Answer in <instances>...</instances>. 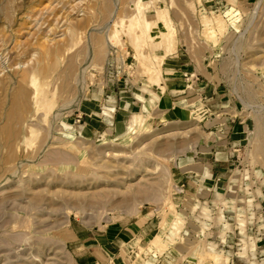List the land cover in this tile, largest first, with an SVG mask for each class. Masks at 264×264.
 I'll list each match as a JSON object with an SVG mask.
<instances>
[{
    "label": "rangeland",
    "instance_id": "1",
    "mask_svg": "<svg viewBox=\"0 0 264 264\" xmlns=\"http://www.w3.org/2000/svg\"><path fill=\"white\" fill-rule=\"evenodd\" d=\"M144 1L178 31L164 90L134 0H0V264H264V0Z\"/></svg>",
    "mask_w": 264,
    "mask_h": 264
},
{
    "label": "bare ground",
    "instance_id": "2",
    "mask_svg": "<svg viewBox=\"0 0 264 264\" xmlns=\"http://www.w3.org/2000/svg\"><path fill=\"white\" fill-rule=\"evenodd\" d=\"M157 0H153L152 3L156 2ZM155 4V3H154ZM153 5L154 7V14L156 15V18L153 20H149L147 18V12H148V8H150V5L146 4V2L144 0H134L133 3V12L131 13V16L129 17V19H122L120 23L119 27H127V30L129 31L130 34L135 33L134 36V41L136 44L137 50L142 54V49L143 46H145L146 44H151L153 46L156 47H161L166 53H163L161 55H152L153 57H149L146 56V54H142V56L144 55V57H141L140 55H137L138 57L140 56V59L143 58L141 61L142 64L144 63L146 65V69L148 68L149 72H151L150 77L152 75V81H154L156 84H159L163 90H164V83L162 81L163 75H164V66L166 64L167 61V54L171 51H173L176 47V41L175 38L178 34L177 28L175 27L174 23H173V19L172 16L169 12L168 9H165L163 7V5ZM151 5V8H153ZM172 6V5H171ZM105 10V9H104ZM110 10V9H109ZM113 11V10H112ZM205 11V10H204ZM207 11V10H206ZM107 12V10H106ZM105 12V13H106ZM203 13V12H202ZM109 14V13H108ZM206 14V13H205ZM149 15V14H148ZM151 15V14H150ZM51 16V15H50ZM154 16V15H153ZM203 16V15H202ZM57 17V16H56ZM106 17V16H105ZM120 17V16H119ZM104 18V17H103ZM108 18V17H107ZM223 26H225V22L220 21V20H216L215 23L213 22H207L206 23V33H208L210 36H214L217 34V32H219L218 29H221ZM71 28V27H70ZM126 29V28H125ZM70 30V29H69ZM72 31V29H71ZM226 31V30H225ZM128 33V34H129ZM70 34V33H69ZM2 35V34H1ZM113 36V35H111ZM132 36V35H131ZM5 38V37H4ZM3 38V39H4ZM217 38V37H216ZM50 39V38H49ZM118 39V38H117ZM208 39V38H207ZM16 40V39H15ZM47 40V39H46ZM45 40V41H46ZM213 40H215L213 38ZM41 41V40H40ZM52 41V40H51ZM50 41V46H49V42L46 44V42H42L40 43L39 46V52H40V58L36 61L37 62V66L39 67V69H49L50 66L52 68V66L54 65H59V59L57 58V56L60 54L59 53V48L58 47H54L51 44ZM53 43V42H52ZM57 44V41H56ZM133 44V43H132ZM52 45V47H51ZM147 47V46H146ZM151 48V47H150ZM12 50V49H11ZM37 51V50H36ZM62 50H60L61 52ZM137 53V52H136ZM139 53V54H140ZM144 53V51H143ZM63 54V52H62ZM99 54V53H98ZM32 55V54H31ZM38 56V55H37ZM39 57V56H38ZM50 59V61L52 60V63H46L47 59ZM19 61V60H18ZM171 61V59H170ZM170 63V62H169ZM17 64V63H16ZM28 64V63H27ZM141 64V66H142ZM24 65V64H23ZM31 65V64H30ZM16 66V65H15ZM36 66V65H35ZM70 66L72 67V64L70 63ZM74 67V65H73ZM37 68V67H36ZM70 68V67H69ZM20 73V78L21 79H25L28 75H27V69H23L22 71L18 72ZM149 77V78H150ZM20 79V80H21ZM151 79V78H150ZM22 81V80H21ZM3 81L0 80V84ZM187 82V81H186ZM21 83V82H20ZM69 83V82H68ZM67 83V84H68ZM18 84V83H17ZM32 84L35 86V90H34V97H38L41 94V89L39 84L37 83V79L34 78L32 80ZM66 84V85H67ZM69 86V84L67 85V87ZM15 90V89H14ZM155 94V93H154ZM33 95L31 94V91L29 90V88H27L24 85H19L17 87V90L14 93V101L12 104V110L8 111V118L11 120L16 119V122L18 121L17 119H19V113L21 112V110H23V108L27 105L28 99L29 97ZM13 98V97H12ZM200 99V98H199ZM194 101H196V97L193 99ZM12 102V101H11ZM193 102V101H192ZM191 102V103H192ZM189 103V101H188ZM191 103L189 105H191ZM200 103V102H199ZM198 104V101H197ZM196 104V107H197ZM11 105V104H10ZM188 105V106H189ZM195 105V104H194ZM200 105V104H199ZM39 106V105H38ZM195 107V108H196ZM194 108V107H193ZM202 108V107H201ZM198 109V108H197ZM195 111V110H194ZM199 111V110H198ZM196 113V112H195ZM199 114V113H198ZM195 115V114H194ZM140 120V119H139ZM15 121V120H14ZM4 125V124H3ZM34 134V133H33ZM69 134V133H68ZM3 147V146H2ZM2 153V152H1ZM180 218V216L178 217ZM182 219V218H181ZM182 223H184L183 219H182ZM180 220H177L175 223V229L178 232L180 230ZM176 232V233H177ZM175 232L173 234H176ZM151 243L155 246H158L160 244V247L163 246L162 243H166L163 242L162 236L160 234L155 235L154 238L151 240ZM167 244V243H166ZM159 247V246H158ZM159 247V249H160ZM165 247V246H164ZM163 247V248H164ZM199 247V246H198ZM205 248V247H204ZM212 248V247H211ZM215 248V246H214ZM202 249V248H201ZM208 249V248H207ZM164 250V249H163ZM199 250V249H198ZM206 250V249H205ZM209 250V249H208ZM201 251V250H200ZM198 252V251H197ZM210 252V250L208 251ZM216 260V262L220 261V253L214 251L212 253H210ZM206 255V253H205ZM208 257V256H207ZM222 257V256H221ZM223 259V258H222ZM131 264V263H130ZM133 264V263H132Z\"/></svg>",
    "mask_w": 264,
    "mask_h": 264
}]
</instances>
